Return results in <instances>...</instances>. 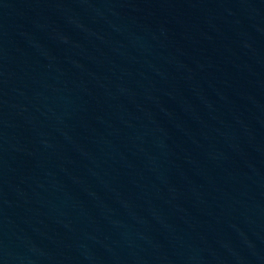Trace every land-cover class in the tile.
<instances>
[{
  "label": "water",
  "instance_id": "95a60500",
  "mask_svg": "<svg viewBox=\"0 0 264 264\" xmlns=\"http://www.w3.org/2000/svg\"><path fill=\"white\" fill-rule=\"evenodd\" d=\"M0 264H264V0H0Z\"/></svg>",
  "mask_w": 264,
  "mask_h": 264
}]
</instances>
